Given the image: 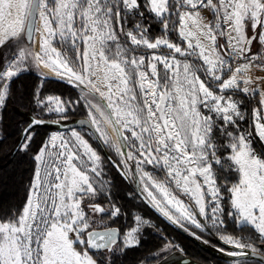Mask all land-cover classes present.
<instances>
[{
    "label": "snow or ice",
    "instance_id": "obj_1",
    "mask_svg": "<svg viewBox=\"0 0 264 264\" xmlns=\"http://www.w3.org/2000/svg\"><path fill=\"white\" fill-rule=\"evenodd\" d=\"M30 67L42 77L31 96L40 112L19 150L80 99V123L98 145L77 130L42 142L24 206L0 219V264H114L140 246V225H152L139 215L122 239L92 230L93 218L122 215L100 145L169 222L189 231L207 221L233 249L227 255L264 264V0H0V113ZM48 73L82 96L42 95ZM228 219L239 238L227 234Z\"/></svg>",
    "mask_w": 264,
    "mask_h": 264
},
{
    "label": "trees",
    "instance_id": "obj_2",
    "mask_svg": "<svg viewBox=\"0 0 264 264\" xmlns=\"http://www.w3.org/2000/svg\"><path fill=\"white\" fill-rule=\"evenodd\" d=\"M210 17V13H209ZM156 35V33H154ZM173 40L176 39L175 34L172 37ZM164 51V50H163ZM40 72L35 69V67H30V70L23 72L18 78H16L13 85L14 91L17 94V99L8 103L6 109L3 110L0 115V172L5 168L4 174L0 177V219L5 218L6 216L12 215L10 210H19L23 207V204L26 200V196L29 190V184L32 180V175L34 171L35 161L33 155L41 146L44 137L48 134L49 131L56 130L53 126H36L34 129L33 144L29 152L20 151L19 149L12 154L14 147L16 146L19 133L23 126L28 123L30 117H37L40 109L31 103L32 93L37 89L41 83V78L38 74ZM80 89L72 88L70 86L64 85L59 82L47 80L44 81L43 87L41 88L42 95H47L53 92L55 95L60 96L64 100H77L78 96L76 93ZM20 96H23L24 99L21 102ZM252 101V106H256V100L254 98H249ZM86 117V113L79 103L76 105L75 109L69 113V118L66 121H73L76 118ZM44 119H49V116L46 114L43 117ZM79 130V129H75ZM92 141L90 142L94 147H97L98 141L92 136ZM102 149L101 155L104 157V154L109 155L113 160L117 159L115 154L105 147L100 145ZM105 158V157H104ZM105 172L109 180L112 181L114 187L112 188V194L116 197L117 204L122 208V215L115 220H107L108 227L118 228L120 234L132 227V215L134 212L147 211L148 215L145 217L150 220V223H153V227L157 229V232L167 233L168 232L178 239L179 244L182 246L185 254L189 257L187 258L193 264H205L202 260L203 255H211L213 258H217L211 248L219 246L224 250H232L230 246L222 243L219 240L215 230H208L207 232H201L200 230L195 229L192 226H188L193 232L201 237V240H204V244L194 239L193 236L188 235L185 232V235H180L174 230L166 226L161 220H159L136 196L133 189L131 188V182H124L117 175L115 170L107 162L105 158ZM149 170L153 171L149 166ZM155 174V173H154ZM161 177L162 173L159 174ZM229 179L235 180V174H233ZM124 190L127 191V194L130 192L133 195L128 196L126 193L124 195ZM227 196L225 193V208L228 210ZM184 197H182L183 199ZM185 199V198H184ZM187 201V199H185ZM228 224V233L230 235H236L237 238L240 237L238 231H233L232 222L230 219L227 220ZM166 231V232H165ZM169 234V235H170ZM246 235V234H245ZM140 236V246L133 247L126 250V254L118 256L114 264H138L137 258H139L140 253L144 250L150 248L155 243V240L167 239V236L161 237L156 232L150 229V226H144L141 230ZM144 237V238H143ZM155 239V240H154ZM167 241V240H166ZM207 241V242H205ZM145 257V256H144ZM201 258V259H199ZM144 261L151 260L152 258H143ZM201 260V261H200ZM222 262H210L213 264H224L223 259H220Z\"/></svg>",
    "mask_w": 264,
    "mask_h": 264
},
{
    "label": "rangeland",
    "instance_id": "obj_3",
    "mask_svg": "<svg viewBox=\"0 0 264 264\" xmlns=\"http://www.w3.org/2000/svg\"><path fill=\"white\" fill-rule=\"evenodd\" d=\"M209 11L208 10H203L202 11V15L203 16H205L204 14H207V16L209 15ZM256 49H255V47L253 48V51H255ZM148 50H145V52H147ZM167 50H164V52H166ZM257 74L258 75H264V72H257ZM47 95H55L53 92H51V93H49V94H47ZM47 95H44V96H47ZM57 96V95H56ZM76 96H78V98H80L81 96H82V93H81V90H79V92L78 93H76ZM80 104L82 105V107H83V104H84V101H83V99H80ZM83 109H84V111H85V113H86V118H87V109L86 108H84L83 107ZM55 114H53V116H54ZM75 130V129H74ZM72 130H52V131H49L48 132V134L44 137V139H43V142H46L47 141V139H48V137L51 135V134H54V133H57V132H59V133H63L66 137L67 136H70V132H71ZM77 131H79L81 134H83V135H85V138L86 139H89V142H91L92 141V135L89 133V131L88 130H86V129H79V130H77ZM108 131H109V134L110 135H112V132H111V128L110 129H108ZM126 135H130V134H128V133H126ZM114 138V137H113ZM103 146V145H102ZM103 147H105L107 150H109V151H111V152H113L114 154H115V152L113 151V150H111V149H109V148H107V146H103ZM115 156H116V154H115ZM117 158V157H116ZM104 167H106V163H105V161H104ZM3 170H5V168L4 169H2L1 170V172H0V177H2L3 176V174H4V171ZM118 175V174H117ZM119 176V175H118ZM120 177V176H119ZM106 178L108 179V177H107V175H106ZM121 178V177H120ZM122 179V178H121ZM122 181H124L123 179H122ZM125 182V181H124ZM139 189H140V191H141V185H139ZM125 193L127 194V191H125L124 190V195H125ZM128 196H130L129 194H127ZM185 199H187L186 197H184ZM183 198V199H184ZM86 203V202H85ZM83 206V205H82ZM141 216L144 220H147L148 222H149V224L151 225V224H153V223H150L151 221L150 220H148V218L147 217H145L146 215H148V212L145 210V211H143L142 213L141 212H139V211H136V212H134L133 213V215H132V220H133V223H132V227H130V228H128V229H126V230H124L121 234H120V236H121V239L123 238V234L124 233H126L129 229H131V228H133V227H135L136 226V223H135V221H134V217L135 216ZM199 219H201L202 221L204 220V218H199ZM160 220V219H159ZM205 223V226H204V228L203 229H197V230H200L201 232H207L208 230H210V231H212V230H215L214 228H212L211 227V225H210V223L209 222H207V221H205L204 222ZM190 225V224H189ZM188 225V226H189ZM144 226H148V225H140V229L142 230V228L144 227ZM167 226V225H166ZM190 226H192V225H190ZM104 227H108L107 226V220H105V221H103V222H101L98 218H93V225H92V229H98V228H104ZM193 227V226H192ZM180 228H182V227H180ZM150 229L151 230H153L154 232H156L158 235H160L161 237H163V236H167V241L165 240V239H161V240H155L154 242V244H153V246H150V248H148V249H146V250H144L142 253H140V255H139V258H137V260H138V264H142V262H143V264H193L192 262H190V261H184V260H186L187 258H189L186 254H185V252H184V250H183V248H182V246L179 244V241H178V239H176V237H174V236H172L169 232H168V234L167 233H160V232H157V229H155L154 227H153V225L152 226H150ZM183 230H184V228H182ZM189 229V231H185L184 230V232H186L188 235H191V236H193L194 237V239H196V237L194 236V235H192L191 233L193 232L190 228H188ZM216 231V230H215ZM166 232V231H165ZM140 233H141V231H140ZM139 233V234H140ZM170 234V235H169ZM197 235V234H196ZM218 236V238H219V235H217ZM144 238V237H143ZM196 240H198V239H196ZM220 240V239H219ZM199 242H201V243H203L204 244V240H201V239H199L198 240ZM221 241V240H220ZM164 243H168V244H170L171 245V247H169L168 249H167V251L166 252H164V253H162V256H163V259H153V254L154 253H156L161 247H162V245L164 244ZM221 249L222 248H220L219 246H217V247H212L211 248V250H212V252H213V254L217 257V258H213L211 255H208V254H206V255H203V256H201L202 257V260H208V261H204V263L205 264H213V263H210V262H222L220 259H223V262H224V264H261V262H258V261H256L255 259H251V258H248V257H246V258H244V259H238V258H236V257H231V256H229V255H227V252L228 251H231V250H224L223 249V251H221ZM233 250V249H232ZM152 258L151 260H148V261H144V259L143 258ZM199 259H201V258H199ZM201 261V260H200Z\"/></svg>",
    "mask_w": 264,
    "mask_h": 264
},
{
    "label": "water",
    "instance_id": "obj_4",
    "mask_svg": "<svg viewBox=\"0 0 264 264\" xmlns=\"http://www.w3.org/2000/svg\"><path fill=\"white\" fill-rule=\"evenodd\" d=\"M39 78L42 79L40 73L38 74ZM49 76V79L48 80H51V81H55V82H59V83H62L64 85H67V86H70L72 87L71 85L67 84L66 82L62 81V80H59L57 78H55L54 76L52 75H48ZM73 88V87H72ZM78 89V88H77ZM34 118V117H30L29 118V121ZM44 119V118H43ZM87 118L86 117H83V118H76L74 119L73 121H68V122H60L59 125H55V124H51V123H46L44 125H49V126H53L56 130H74V129H86L89 131V133L96 139L95 135H93V131L91 130L90 126L89 125H82L80 122L81 121H84L86 120ZM45 120H49V119H45ZM28 121V122H29ZM27 124H25L23 126V128L21 129L20 133H19V139H18V142L21 140V132L23 131V129L26 127ZM44 125H38V126H44ZM18 142L16 144V146L14 147L13 149V152L12 154H14V152L16 150H18ZM104 157L106 158L107 162L111 165V160H113L109 155L107 154H104ZM112 167V166H111ZM113 168V167H112ZM115 170V172L119 175V173L116 171L115 168H113ZM120 176V175H119ZM121 177V176H120ZM123 179V178H122ZM125 182H128V180H125L123 179ZM132 189L134 191V193L136 194V196L141 200V202L158 218L160 219L165 225H167L168 227H170L172 230H174L175 232L179 233L180 235H185V232L182 228H180V226L178 225H174L172 224L171 222H169L167 219H165L160 213H158L154 208H152L149 204H147L144 200V196L143 194L141 193L140 189H139V184L138 183H133V186H132ZM109 229H112V230H116L119 232L118 228L116 227H104V228H98V229H92V230H95V231H105V230H109ZM120 233V232H119ZM248 257H251L253 259H258L261 261V257L260 256H252V255H249ZM239 258H244V257H239ZM185 262L186 261H189L188 259L184 260Z\"/></svg>",
    "mask_w": 264,
    "mask_h": 264
},
{
    "label": "crops",
    "instance_id": "obj_5",
    "mask_svg": "<svg viewBox=\"0 0 264 264\" xmlns=\"http://www.w3.org/2000/svg\"><path fill=\"white\" fill-rule=\"evenodd\" d=\"M205 15V17L206 18H209V15L207 16V14H204ZM262 75V74H261ZM35 167H36V162H35V166H34V169H35ZM33 173H34V171H33ZM32 179H33V175H32ZM32 181V180H31ZM27 196H28V194H27ZM27 196H26V198H27ZM26 201V200H25ZM24 204H25V202H24ZM24 204H23V206H24Z\"/></svg>",
    "mask_w": 264,
    "mask_h": 264
},
{
    "label": "flooded vegetation",
    "instance_id": "obj_6",
    "mask_svg": "<svg viewBox=\"0 0 264 264\" xmlns=\"http://www.w3.org/2000/svg\"><path fill=\"white\" fill-rule=\"evenodd\" d=\"M128 182H130V181H128ZM128 182H126V183H128ZM131 184H132V186H133V183L131 182ZM132 186H131V188H132ZM170 228V227H169ZM177 233V232H176ZM167 240V239H166ZM248 257V256H247ZM244 258H246V257H244ZM244 258H238V259H244ZM248 258H251V257H248ZM251 259H253V258H251ZM256 261H258V262H261L260 260H258V259H255Z\"/></svg>",
    "mask_w": 264,
    "mask_h": 264
},
{
    "label": "bare ground",
    "instance_id": "obj_7",
    "mask_svg": "<svg viewBox=\"0 0 264 264\" xmlns=\"http://www.w3.org/2000/svg\"><path fill=\"white\" fill-rule=\"evenodd\" d=\"M48 75H52L51 73H48ZM110 129V128H109Z\"/></svg>",
    "mask_w": 264,
    "mask_h": 264
}]
</instances>
